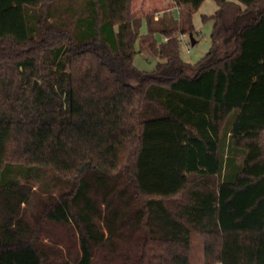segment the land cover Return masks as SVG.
I'll list each match as a JSON object with an SVG mask.
<instances>
[{
  "label": "trees",
  "instance_id": "obj_1",
  "mask_svg": "<svg viewBox=\"0 0 264 264\" xmlns=\"http://www.w3.org/2000/svg\"><path fill=\"white\" fill-rule=\"evenodd\" d=\"M204 1L176 0L179 25L131 0L118 23L108 0H0V264H191L192 235L203 264H264V0H217L213 38L225 6L255 16L186 63Z\"/></svg>",
  "mask_w": 264,
  "mask_h": 264
},
{
  "label": "rangeland",
  "instance_id": "obj_2",
  "mask_svg": "<svg viewBox=\"0 0 264 264\" xmlns=\"http://www.w3.org/2000/svg\"><path fill=\"white\" fill-rule=\"evenodd\" d=\"M228 1L234 2V0ZM108 2L112 15L116 23H118L123 19L125 0H108ZM235 3L237 2L235 1ZM235 3L225 6V9L222 12V22L219 25V31L214 38L213 33L216 20H214L212 16L221 8L217 0H205L198 9L193 11L191 17L192 35L196 40V44H191V32L184 34V40L180 42V57L184 62L196 64L201 61L212 48L213 39L215 40L217 49L226 52L232 48L233 43H229L227 39L230 34L228 31L235 26L236 21L241 16L240 14L244 12V8L235 5ZM130 7L131 13L136 17L150 15L156 19L162 17L164 13L172 12L180 25V13H182L183 7L182 4H177L176 0H131ZM146 31L147 25L143 22L140 28V33L144 34ZM156 39L158 43L166 41V38H163L160 33L156 34ZM158 62L159 59L149 51L139 52L133 58V64L140 71L144 72H152ZM46 228L48 233L51 234V239H53L52 245L54 250L60 251L63 255L68 253V255L72 254L74 256L77 253V236L71 227L50 223ZM191 241V264H203L204 246L201 238L198 235H192ZM127 249L131 250V252L138 250L137 245H135L134 242L122 245L123 251H126ZM102 257L103 255L101 254L99 259ZM99 259L97 264H105ZM114 264L121 263L115 262Z\"/></svg>",
  "mask_w": 264,
  "mask_h": 264
},
{
  "label": "water",
  "instance_id": "obj_3",
  "mask_svg": "<svg viewBox=\"0 0 264 264\" xmlns=\"http://www.w3.org/2000/svg\"><path fill=\"white\" fill-rule=\"evenodd\" d=\"M251 16H255V14L252 13V14L242 15V16H240V18L237 21L240 22V21L245 20L246 18H249ZM190 39H191V44L192 45H195L196 42H195V39L193 38V36H190Z\"/></svg>",
  "mask_w": 264,
  "mask_h": 264
},
{
  "label": "built area",
  "instance_id": "obj_4",
  "mask_svg": "<svg viewBox=\"0 0 264 264\" xmlns=\"http://www.w3.org/2000/svg\"><path fill=\"white\" fill-rule=\"evenodd\" d=\"M165 40H167V39H165ZM178 40H179L180 42L183 41V40H184V34L179 35V36H178ZM188 46H189V44H188Z\"/></svg>",
  "mask_w": 264,
  "mask_h": 264
},
{
  "label": "crops",
  "instance_id": "obj_5",
  "mask_svg": "<svg viewBox=\"0 0 264 264\" xmlns=\"http://www.w3.org/2000/svg\"><path fill=\"white\" fill-rule=\"evenodd\" d=\"M235 5H237V4L235 3Z\"/></svg>",
  "mask_w": 264,
  "mask_h": 264
}]
</instances>
